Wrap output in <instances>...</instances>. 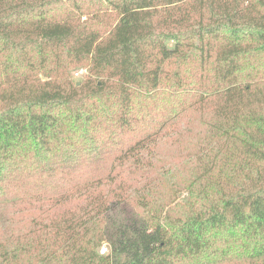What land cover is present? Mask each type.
<instances>
[{
  "label": "trees",
  "instance_id": "obj_1",
  "mask_svg": "<svg viewBox=\"0 0 264 264\" xmlns=\"http://www.w3.org/2000/svg\"><path fill=\"white\" fill-rule=\"evenodd\" d=\"M0 264H264V0H0Z\"/></svg>",
  "mask_w": 264,
  "mask_h": 264
},
{
  "label": "rangeland",
  "instance_id": "obj_2",
  "mask_svg": "<svg viewBox=\"0 0 264 264\" xmlns=\"http://www.w3.org/2000/svg\"><path fill=\"white\" fill-rule=\"evenodd\" d=\"M88 73V69L86 67H82V68H79L77 69L75 72H74V78H75V81H78L80 82V80H82V78ZM174 153L173 151H171V154ZM105 249V248H104Z\"/></svg>",
  "mask_w": 264,
  "mask_h": 264
}]
</instances>
